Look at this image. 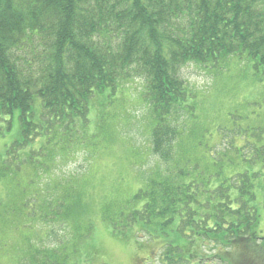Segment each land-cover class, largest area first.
Masks as SVG:
<instances>
[{
  "label": "trees",
  "instance_id": "trees-1",
  "mask_svg": "<svg viewBox=\"0 0 264 264\" xmlns=\"http://www.w3.org/2000/svg\"><path fill=\"white\" fill-rule=\"evenodd\" d=\"M189 64L217 76L242 64V80L262 91L211 113L183 75ZM135 79L163 168L105 201L101 221L151 261L181 264L218 248L226 264H264V0H0L1 130L17 124L0 148V182L14 196L12 226L37 214L52 240L24 239L12 264L90 260L87 171L46 176L81 145L94 151L100 135H113L107 122ZM27 193L41 198L30 210ZM7 214L0 210L1 232Z\"/></svg>",
  "mask_w": 264,
  "mask_h": 264
},
{
  "label": "rangeland",
  "instance_id": "rangeland-1",
  "mask_svg": "<svg viewBox=\"0 0 264 264\" xmlns=\"http://www.w3.org/2000/svg\"><path fill=\"white\" fill-rule=\"evenodd\" d=\"M234 66L237 70L232 69L222 76L213 75L210 70L196 64H189L183 69V75L188 82L202 94L203 109L209 110L211 113H216V110L225 113L234 106L238 99H243V96H249L250 93L257 95L262 91L259 83L242 80V64H235L230 69ZM128 87L129 91L126 93L125 99L114 111L116 118L107 122L111 124L110 130L113 135H108L109 138L107 135L103 138L100 135V141L97 142L94 151L81 145L83 147L74 151L72 159L62 170H55L51 175L46 176L53 178L56 175H80L86 171L88 173L84 184V203L89 209L90 219L95 222V228L86 241L90 244L89 248H91L92 254L90 260H87L85 264H94L93 256L108 264H133L134 257L136 264H144L138 258L142 256L141 254L138 253L135 256L140 249L134 245V241L122 234L112 235L101 221L99 214L97 215L105 201L124 194L135 193L144 185L142 182L152 170L163 168L158 158L150 152V121L147 108L140 100V95L143 92L142 82L135 79ZM252 108L253 106H247L246 110L251 112ZM246 110H244L245 113ZM260 115L258 122L263 124L264 107H262ZM90 118L93 121V127L97 117L92 113ZM3 124L4 121L0 120V148L9 144L17 130L15 123L10 131L3 132L1 130ZM92 129L96 132L94 128ZM56 163L57 165L62 164L61 158L56 159ZM9 190H11L9 183L0 182V210L8 212L7 223L3 226L4 231H0V264H12L13 257L18 260L21 253L18 246L26 238L35 240L34 242L40 243L42 246L50 244L52 241L45 235L49 231L51 223L37 222V214H32L34 216L31 219L18 220V225L12 226L9 212L14 202V196ZM31 197L27 193L23 198L24 201H27L28 210L32 207L31 205L35 206L41 200L39 196ZM33 208L36 211L40 209V207ZM44 226V229L31 230ZM157 260L158 258L154 255V259L147 264H162Z\"/></svg>",
  "mask_w": 264,
  "mask_h": 264
},
{
  "label": "flooded vegetation",
  "instance_id": "flooded-vegetation-1",
  "mask_svg": "<svg viewBox=\"0 0 264 264\" xmlns=\"http://www.w3.org/2000/svg\"><path fill=\"white\" fill-rule=\"evenodd\" d=\"M264 240V238H261V242ZM218 248H215L212 253L211 256L209 258H205V259H192L190 261L187 260H183V263L181 264H226V261H222L218 254H217ZM137 256V255H135ZM142 260H145V258H142ZM168 261L164 262V264H170L167 263ZM136 264V258L134 257V263ZM241 264H251V262L248 261H243L241 262ZM254 264V263H253Z\"/></svg>",
  "mask_w": 264,
  "mask_h": 264
}]
</instances>
